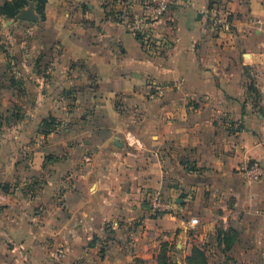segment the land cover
Listing matches in <instances>:
<instances>
[{
	"label": "crops",
	"instance_id": "crops-1",
	"mask_svg": "<svg viewBox=\"0 0 264 264\" xmlns=\"http://www.w3.org/2000/svg\"><path fill=\"white\" fill-rule=\"evenodd\" d=\"M212 2L145 25L150 49L129 28L138 5L46 0L32 14L35 62L75 81L86 67L95 86L47 136L36 115L32 157L15 151L20 134L0 135V264H194L197 250L205 264H264V173L243 172L264 167V0H219L232 27L217 35ZM153 192L173 211H154Z\"/></svg>",
	"mask_w": 264,
	"mask_h": 264
},
{
	"label": "rangeland",
	"instance_id": "rangeland-1",
	"mask_svg": "<svg viewBox=\"0 0 264 264\" xmlns=\"http://www.w3.org/2000/svg\"><path fill=\"white\" fill-rule=\"evenodd\" d=\"M25 1L26 4L12 18H7L0 11V94L15 93V101L11 104L12 110H0V135L17 140L16 137L20 134L21 140L15 145V151L22 157H32V141L36 131L33 125L36 115L40 118L37 132L42 136L49 135L60 129L61 123L66 121L64 112L73 106L74 93H90L95 83L86 67L81 68L82 74L79 75L78 81H75L74 78L69 79L65 75L59 76L50 65L35 62L32 44L40 42L41 39L34 36V32L39 31L40 26L38 20H32V14L42 20L41 6L36 0ZM214 4L211 10L216 5L219 6V0ZM46 95L51 98L53 101L51 103L56 108L52 114H46V110L41 112L42 114L39 110L36 112L37 100ZM41 106L44 107L43 104ZM6 149L1 148V153H6ZM202 262L203 258L198 257L196 264ZM162 263L179 264L175 258H163Z\"/></svg>",
	"mask_w": 264,
	"mask_h": 264
},
{
	"label": "built area",
	"instance_id": "built-area-1",
	"mask_svg": "<svg viewBox=\"0 0 264 264\" xmlns=\"http://www.w3.org/2000/svg\"><path fill=\"white\" fill-rule=\"evenodd\" d=\"M124 9H130L134 5L139 6V12L132 11L129 20V28L139 36L141 44L150 49L154 38L145 29V25H156L164 16L166 11L181 0H115ZM208 26L217 34H229L231 32L232 21L229 19V13L221 6L216 5L211 10L208 18ZM159 41V40H157ZM159 43V42H158ZM162 43V41L160 42ZM243 172L248 179L256 180L264 173V167L257 163L243 167ZM149 204L151 208L159 213H170L173 211L176 201L174 199L163 198L158 192L149 195Z\"/></svg>",
	"mask_w": 264,
	"mask_h": 264
},
{
	"label": "trees",
	"instance_id": "trees-1",
	"mask_svg": "<svg viewBox=\"0 0 264 264\" xmlns=\"http://www.w3.org/2000/svg\"><path fill=\"white\" fill-rule=\"evenodd\" d=\"M38 3H40V8H41V13H40V17L43 18V9H44V4L46 0H36ZM217 0H213V4L216 2ZM26 4L25 0H8L7 2H5L3 5L0 6V11L2 14H4L7 18H12L15 14H17L21 8ZM212 7V4H210V8ZM195 259H194V264H196V260L198 257H202L203 258V262L202 264H205V260H204V256L202 254V252H200L199 250L195 251Z\"/></svg>",
	"mask_w": 264,
	"mask_h": 264
},
{
	"label": "water",
	"instance_id": "water-1",
	"mask_svg": "<svg viewBox=\"0 0 264 264\" xmlns=\"http://www.w3.org/2000/svg\"><path fill=\"white\" fill-rule=\"evenodd\" d=\"M181 197H182V195H181Z\"/></svg>",
	"mask_w": 264,
	"mask_h": 264
}]
</instances>
